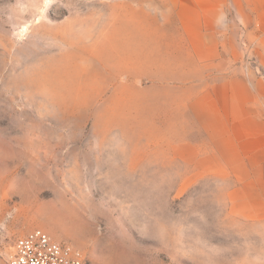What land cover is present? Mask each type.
I'll return each instance as SVG.
<instances>
[{"label":"rangeland","instance_id":"obj_1","mask_svg":"<svg viewBox=\"0 0 264 264\" xmlns=\"http://www.w3.org/2000/svg\"><path fill=\"white\" fill-rule=\"evenodd\" d=\"M180 25L173 0H0L2 262L41 228L90 264H264V163L206 139Z\"/></svg>","mask_w":264,"mask_h":264},{"label":"crops","instance_id":"obj_2","mask_svg":"<svg viewBox=\"0 0 264 264\" xmlns=\"http://www.w3.org/2000/svg\"><path fill=\"white\" fill-rule=\"evenodd\" d=\"M173 2L188 37L182 60L190 63L183 66L196 69L173 81L205 85L195 98L209 119L206 139L225 147L244 141L251 147L244 157L264 163V0ZM211 147L219 156L221 146Z\"/></svg>","mask_w":264,"mask_h":264},{"label":"built area","instance_id":"obj_3","mask_svg":"<svg viewBox=\"0 0 264 264\" xmlns=\"http://www.w3.org/2000/svg\"><path fill=\"white\" fill-rule=\"evenodd\" d=\"M7 264H90L71 247L54 240L48 232L34 228L17 238L7 254Z\"/></svg>","mask_w":264,"mask_h":264}]
</instances>
